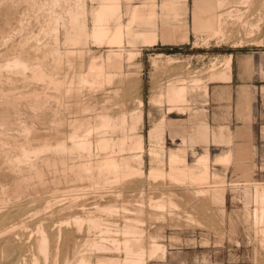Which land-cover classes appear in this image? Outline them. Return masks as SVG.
Instances as JSON below:
<instances>
[{
	"label": "bare ground",
	"instance_id": "bare-ground-1",
	"mask_svg": "<svg viewBox=\"0 0 264 264\" xmlns=\"http://www.w3.org/2000/svg\"><path fill=\"white\" fill-rule=\"evenodd\" d=\"M122 1L0 0V264H147L165 258L181 241L176 231L205 227L201 213L195 214L201 201H208L225 224L229 186L247 192L243 200L253 208L244 216L251 217L253 240L259 243L249 264H264V183L255 186L256 181L246 178L228 184L224 175L213 171L212 162L229 166L233 153L212 158L206 148L199 154L188 128L193 117L187 125L163 116L143 134L144 101L138 98L135 107L140 110L133 111L131 89L128 93L131 79L141 77L140 69H133L141 51L126 54L130 73L125 95L115 87L118 74L108 68L123 52L111 50L106 57L101 48L123 49L128 43L138 47L128 32L138 23L139 8L125 12V28ZM196 8L217 11V25L206 34L220 41L236 26L252 28L264 20V0H196ZM207 16L212 17L206 14L202 20ZM184 32L182 39L189 41ZM232 62L230 55L223 71L212 69L206 80L229 79ZM153 63L159 65L156 58ZM204 82L200 76L170 81L166 91L150 95L151 103L165 101L168 113H193L192 93ZM166 133L183 142L167 150L165 173L154 164L165 160ZM207 137L202 138L206 143ZM189 155L194 156L193 164ZM236 171L247 176L248 170ZM143 176L151 187L168 180L170 193L165 190L168 195L150 199L154 192L148 196L145 186L138 185ZM205 184L215 185L194 187ZM179 190L189 197L186 206L177 200L185 196Z\"/></svg>",
	"mask_w": 264,
	"mask_h": 264
},
{
	"label": "rangeland",
	"instance_id": "rangeland-1",
	"mask_svg": "<svg viewBox=\"0 0 264 264\" xmlns=\"http://www.w3.org/2000/svg\"><path fill=\"white\" fill-rule=\"evenodd\" d=\"M184 1L186 2L184 3L183 0H181V5L178 7L179 19H175L174 17L169 16L171 14V10L169 8H163L165 0L122 1L120 7L122 9H120V20L122 24H124V27L128 25L127 23L129 20V17L125 12L130 8H134V6H138L139 8L138 13L140 18L138 19V23L133 25V27L128 32V35H130L132 31H134L138 34H148V37L155 38L156 41L152 43H144L142 45H138V47H134L133 45H129L128 43L125 45V47H123V49H118V47L107 45L104 48H101L104 56L106 57H108V54L111 50L123 52L122 58L120 60H117V62H114L112 67L108 68L109 70L118 74L115 87H121L122 89H124L122 95H125V85L130 73V65L127 61L126 54L130 50H139L141 51V55L136 58V64L133 65V69L136 70L139 68L141 71V77L131 79L128 93L131 89L129 93V101H131L130 107L133 111L138 109V107H135L138 106V98H141L144 101V127L142 128V132L144 135H147V132L153 122L163 118V116L166 117L167 120L169 118H172L177 122L182 120L186 121L185 123L187 125L189 124V118H187L188 116L186 114H177L176 111L168 113V106L166 105L165 101H162V104L153 105L150 100V95H152L159 89H162V91H166L167 85L170 81H178L179 79L182 80V78L190 81L191 79H194V77L199 76L205 79V84L203 83L202 85H199L200 87L198 86L192 93V103L195 109L205 110L207 119L213 128L220 126L221 123H226V125H228L234 133L246 132V130L241 128V126H244L246 121L244 117L238 114L240 113V106L244 99V92L242 91V88L243 86H249L251 84L257 85V93L259 91L258 87H261V91L264 94V20L259 21V25L252 28L250 26H236L237 29L239 28L238 31L234 28V34L232 32V34L227 37L228 39L220 41V39L209 37L208 34H206L209 30L211 31L215 29L217 25L216 18L213 15V13L217 14V11L214 10L215 12L203 13L196 8V0ZM166 13L168 16H166ZM206 14H211L212 17L207 16L208 18L206 19V21L202 20ZM193 15L195 19V26ZM252 19V21H254L256 20V17L254 16ZM179 22H184L189 25V41L184 40V38L182 39L183 33L186 32H184V30L180 27H178L177 29ZM93 49L101 50L96 47H93ZM230 55L232 56L233 60L232 79L230 81V85L227 86L222 81L206 80L208 78V75L211 74L210 72L212 69H216V71L218 70L219 72L223 71L225 61ZM153 58L157 59L159 65L157 64V66H154ZM168 58H173V63H169L167 61ZM163 61L167 63L164 64ZM160 64L165 66L161 67ZM166 65L168 67H166ZM156 68H158V70ZM204 88H208V90H205ZM249 95H251V99H246L248 100L247 102L249 103L251 112V119L249 124L251 129V140L254 147V155L251 159V162L255 166V170L251 177L253 181H256L255 186H260L263 183L258 182H264V97H261L258 94L253 95L252 91H250ZM165 137V160L163 159L164 161L161 163V165L159 164V162H156L154 165L156 167H159L166 173L168 172L167 150L172 147H176L177 143L180 142V139L176 138L173 142L168 133L165 134ZM242 142V138H235L233 146H237ZM145 144L146 151L144 154V170L148 174L151 167V159L149 157L150 146L148 140ZM227 147L228 146L225 144L210 145L209 148L211 156L214 157L216 154L226 150ZM195 149L197 152H201L203 150V146L196 145ZM193 159L194 156L189 155L190 164H193ZM137 166V164L134 165V167ZM211 167L213 171L215 170L224 175L228 184H230L232 180L243 182V177L238 171L234 170L232 165L227 167L223 164L212 162ZM143 178L146 181L143 179L142 184L140 182L138 185L145 186V190L147 191V193H149L146 194L148 196L152 191L155 193V195H153L154 193L152 192L153 194L151 195L153 197L149 196L150 199H161L162 197H164V194L168 195L170 193V190H167V188H170L168 180H158L154 183L155 185L153 184L154 186L152 185L153 189L151 190L152 187L150 185L152 183L150 184V180H148L147 176H143ZM136 181L138 182L139 179H137ZM158 183L162 185L166 184L164 185L165 189H163L162 185V188L161 186H157L156 184ZM205 185H194V187H203L205 189H209L210 187L212 188L215 184ZM250 186L248 191L252 195L254 194L255 188L254 182L253 185ZM154 187H157L158 189H155ZM162 189L164 190V193H162ZM165 190L169 193H167ZM181 191L183 190H179L178 192H180V194L184 196L185 193ZM184 191L186 190L184 189ZM146 195L143 199L144 204L146 205L145 207H148V202H150V200ZM246 195L247 192H244L243 194L242 190L231 188L229 186L227 191V215L224 221L225 224H223L222 220L220 221L221 218L217 219L218 216L216 215L215 211L212 210L213 208L211 204L207 203L208 201H201L202 205H197V209L201 211L198 210L197 212L196 209L195 214H198L200 216L201 213L200 218L205 221V227L176 231L177 234L180 235L181 241H179L178 245L175 246L177 248L171 249L172 247H169L171 250L169 252V260L167 264L252 263L255 248L254 246H257L258 248L259 243L253 240L252 232L254 230L252 227L253 224L251 217H244V212L247 213V210L250 211L251 208H253L250 205L246 206L243 200ZM187 197L188 195L185 194V196L183 197L184 200L182 201L183 198L181 199V197L178 196L177 200H180L178 202L182 207L187 205V201L189 199V197ZM208 216L211 221L209 220ZM166 227L167 226H165L164 229L167 231L168 227ZM170 232L171 231L168 230L167 234L170 235ZM189 239H193L192 244H187L186 240ZM237 242L240 243V247L238 246ZM158 259L162 258H156L153 259V261ZM203 259H206L207 262H203ZM153 263L164 264L160 262Z\"/></svg>",
	"mask_w": 264,
	"mask_h": 264
},
{
	"label": "crops",
	"instance_id": "crops-1",
	"mask_svg": "<svg viewBox=\"0 0 264 264\" xmlns=\"http://www.w3.org/2000/svg\"><path fill=\"white\" fill-rule=\"evenodd\" d=\"M180 2H181V0H165V2L163 4V8L164 9L169 8L171 10V14L169 16H172L175 19H179V17H178V7L181 5ZM183 2L185 3L186 1L183 0ZM166 16H168L167 13H166ZM193 21H194V26H195L194 15H193ZM178 27H180L184 31H189V29H190L189 25L187 23H184V22H179V25L177 26V29H178ZM132 34L136 37V41H137L138 45H142L144 43H152V42L156 41L155 38L148 37V34H138V33L134 32V31H132ZM231 79H232V69H231L230 79L226 80V81H222V82H224V84L229 86ZM258 90L259 91L257 93V85H253V84H251L249 86H243V88H242V91L244 92V94H243L244 95V99H243V101L241 103V106H240V113H238V114H240L242 117H244V119L246 121L244 126H241V128L246 130V132L234 133L230 129V127L228 125H226V123H221L220 126L213 128L211 126V124L209 123L208 119H207V115H206L204 109L196 110L195 107H194L193 113H187L186 114L188 116L187 118H189V119L191 117H193V121H194L195 117L198 119L197 122H193L192 121V123L190 122V124H189V129H191L190 132H192L195 135V137H194L195 141H193V142L195 143V145L203 146V150L201 152H198V153L199 154L203 153L206 148H208L209 152H210V148H209L210 145H216V144H218V145H224V144L227 145L228 147H227L226 150L222 151L221 153L216 154L214 157L213 156H211V157L215 158L216 156L224 154L226 152H232L233 153V161H232V163L230 165L233 166L234 170H237L239 168L241 170H243V171L248 170L247 171V176L248 177L246 176L245 172L241 174L243 179H246V178L252 179L251 176H252V174H253V172L255 170L254 164H252V162H250L252 157H253V155H254V147H253V143H252V140H251V132H250L251 129H250V124H249L250 119H251V112H250V107H249V103L247 102L248 101L247 99L250 98V96H251V95H249L250 91L253 92V95L254 94L255 95L258 94L259 96H261V97L263 96L264 97V94L261 91L262 90L261 87H258ZM263 90H264V88H263ZM177 114H179V113H177ZM191 114H193V116ZM198 117L200 119L203 118L202 119L203 121H200V119ZM184 120H186V119H184ZM203 131H206L205 135L209 136V137L206 136L207 139H208L207 143L204 140L206 137H205L204 133H202ZM200 134H202V135H200ZM170 137H171V135H170ZM203 137H204V139H202ZM176 138L180 139V142L177 143V146L182 144V142H183L182 141L183 140L182 137H176ZM229 138H232V139H229ZM235 138H242L243 142L241 144L237 145V146H233V142H234ZM175 139L173 137H171V140L173 142L175 141ZM204 142L206 143L207 146L205 145ZM238 152H239V154H238ZM246 157L248 159L249 158H251V159L248 160ZM236 162H238V163H236ZM260 183H264V182H260ZM168 260H169V253H168V255L165 258L154 260V261L151 260L147 264H154L153 262H160V263L167 264ZM203 262H207V260L203 259Z\"/></svg>",
	"mask_w": 264,
	"mask_h": 264
}]
</instances>
